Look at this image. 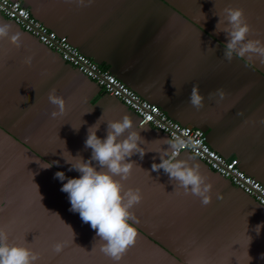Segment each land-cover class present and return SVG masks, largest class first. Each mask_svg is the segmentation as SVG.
<instances>
[{"label":"crops","instance_id":"1","mask_svg":"<svg viewBox=\"0 0 264 264\" xmlns=\"http://www.w3.org/2000/svg\"><path fill=\"white\" fill-rule=\"evenodd\" d=\"M21 1L171 118L206 130L213 149L238 157L242 169L264 184V62L222 59L227 36L216 32L217 15L239 7L252 27L249 38L264 40V0H85L86 6L77 0ZM0 23L22 34L20 48L0 40V226L10 243L40 253V264H113L90 223L70 210L61 191L67 181L54 177L58 171L79 177L68 170L62 152L89 159V126L102 116L97 135L105 138L106 121L129 114L149 152L143 160L138 154L130 158L136 164L124 181L125 188H139L143 199L132 210L137 241L120 264H264V206L189 152L179 158L201 165L213 185L212 202L204 206L175 189L163 169L151 170L161 162L157 152L170 147L168 134L139 125L138 115L120 99L104 95L1 12ZM29 56L30 65L24 62ZM194 84L205 96L199 110L188 103ZM53 88L67 104L55 119L48 100ZM218 89L223 99L208 98ZM58 241L65 244L60 253L52 249Z\"/></svg>","mask_w":264,"mask_h":264},{"label":"clouds","instance_id":"2","mask_svg":"<svg viewBox=\"0 0 264 264\" xmlns=\"http://www.w3.org/2000/svg\"><path fill=\"white\" fill-rule=\"evenodd\" d=\"M77 2L81 6H86L85 0ZM91 2L92 0H88L89 4ZM217 16L219 20L216 32L225 33L228 41L224 46L222 59L231 62L234 57L247 56L259 58L264 62V40L249 38L252 27L243 8L228 6L223 9L222 16ZM0 40H7L16 48L22 46V34L13 33L11 25L7 23H0ZM211 49L215 52V49ZM32 59L31 56L26 57L24 62L30 65ZM216 95L223 99V92L219 89L216 92H209L208 98ZM48 100L54 106L51 112L53 119L65 114L66 100L63 96L57 95L55 88L50 90ZM204 101L205 96L201 93L199 85L194 84L188 103L199 110L205 106ZM101 117L87 129L84 146L85 149H91L89 159L86 160L79 153L72 155L68 150V155L62 152L65 163L70 165L68 170L79 172V177L69 178L65 172L58 171L54 178L61 182L67 181L63 183L61 191L68 194L70 210L79 213L84 223H90L96 236L103 241L100 251L109 257L113 264H120L126 252L137 241L138 230L132 223L135 220L132 210L143 199L139 188H125L124 181L131 176L136 164L135 161H130V158L138 154L143 160L149 151L141 146L145 140L140 131L135 130L134 121L129 114H124L120 120L106 121L105 138L97 135L102 125ZM80 127L73 129L78 132ZM199 143L198 140L179 136L165 140V144L170 147L157 152L161 162H154L151 170L159 172L163 169L170 181L175 184V189H183L185 195L195 196L200 199L202 205L207 206L212 202V183L201 171L199 163L179 158L183 150L196 149ZM217 198L223 197L217 194ZM64 246L63 241H58L52 245V249L60 253ZM40 259V253L32 248L10 243L7 229L0 226V264H40Z\"/></svg>","mask_w":264,"mask_h":264},{"label":"built area","instance_id":"3","mask_svg":"<svg viewBox=\"0 0 264 264\" xmlns=\"http://www.w3.org/2000/svg\"><path fill=\"white\" fill-rule=\"evenodd\" d=\"M0 12L18 23L41 43L58 52L66 62L94 81L104 95L120 99L138 115L139 125H152L168 134L170 138L179 136L198 140L200 143L196 149L187 148L182 152H189L202 160L210 169L232 181L236 187L264 206V184L242 169L238 157H227L213 149L208 142L206 130L182 124L171 118L159 105L142 97L108 68L84 54L67 36L49 28L34 16L21 0H0Z\"/></svg>","mask_w":264,"mask_h":264}]
</instances>
